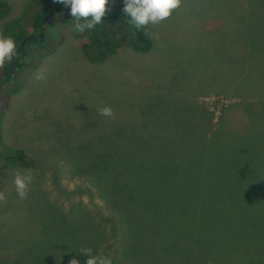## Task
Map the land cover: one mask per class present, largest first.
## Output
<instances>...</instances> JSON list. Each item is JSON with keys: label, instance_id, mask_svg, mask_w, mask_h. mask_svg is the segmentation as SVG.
<instances>
[{"label": "rangeland", "instance_id": "1", "mask_svg": "<svg viewBox=\"0 0 264 264\" xmlns=\"http://www.w3.org/2000/svg\"><path fill=\"white\" fill-rule=\"evenodd\" d=\"M3 1L8 10L0 18V32L4 22L21 18L26 30L39 36L41 31L29 24L33 0ZM106 8L129 19L121 0H108ZM67 13L69 9L59 4L58 13L47 23L48 34L60 40L56 49L41 59L33 57L32 50L27 52L23 66L12 72L4 86H18V90L3 109L0 139L8 147L22 149L30 161L26 166H0V192L6 197V203L0 202V264H68L73 257L85 264L81 248L108 256L113 264H119L126 253H130L126 264H202L185 256L196 255L192 248L199 238L203 242L223 238L221 231L236 221L233 206L238 204L264 221V199L259 198L264 197V162H256L242 146H229L239 135L264 129V0H182L170 18L147 26L153 42L149 52L122 45L102 61L82 52L86 39L75 30L77 21L62 16ZM245 31L250 37H245ZM38 70L44 71L46 79H35ZM104 106L113 109L114 118L98 114ZM164 107H180L178 115L187 118L185 124L194 123L192 135L198 139L228 130L233 138L227 137L219 153L237 154L235 165L221 173L198 171L199 177L190 179L188 188L181 186L187 190L182 207L172 193L178 188L169 193L156 190L155 182L153 186L148 179H138L137 165L135 171H125L121 153L107 154L109 145L135 140L131 134L136 128H164ZM124 127L128 135L114 134ZM80 144L93 149L82 152L76 148ZM252 145L261 146L256 154L264 160V145L257 141ZM77 154L84 155L77 158ZM209 156L208 160L213 153ZM159 161L151 157L145 171L173 166L180 168L176 172L180 179L192 175L184 170L189 161L186 154ZM77 162L90 169L104 190L116 193L125 238L89 182L90 176L73 170ZM17 171L32 177L26 199L15 190ZM162 180L169 181L163 188L176 184L171 174H165L161 184ZM87 186L92 194L86 192ZM154 212L166 217L153 216ZM151 224L163 226L155 243L153 236L143 235ZM165 225L183 226L185 234L178 240L166 238ZM125 242L130 252H125ZM230 245L231 252L217 257L216 264H247L244 254L252 253L241 248L236 252L234 243ZM159 248L173 253L167 256Z\"/></svg>", "mask_w": 264, "mask_h": 264}, {"label": "trees", "instance_id": "2", "mask_svg": "<svg viewBox=\"0 0 264 264\" xmlns=\"http://www.w3.org/2000/svg\"><path fill=\"white\" fill-rule=\"evenodd\" d=\"M33 3L35 5V10L29 17V24L32 25L34 30H43L47 33L45 35L44 41L39 40L36 37L35 32H28L25 26L22 24L21 18L10 19L4 22L2 25L1 32L5 36L11 35L13 37L17 45V52L19 54H21L20 44L24 40V56L27 52L32 50L35 53L33 57L41 59L42 57L51 54L60 43V40H55L48 34L46 29L47 25L45 27L43 21L45 15L52 9L56 8V13H58L59 3L54 2V0H33ZM121 5L123 6V0H121ZM7 10V3L3 0H0V18H4L7 13ZM79 36L84 37L86 39V41L81 44L82 52L86 56H90L91 60L93 61H102L106 59L107 57L115 54L117 49L122 45H126L130 47L133 51L140 53L149 52L153 46V42L150 34L148 33L147 27L135 29L131 26L127 19L121 18L110 11L106 12L105 17L103 18V21L100 24L96 25L92 30L86 29L83 33L80 32ZM245 37H250L246 31ZM24 56L22 59L17 61L14 66H12V64L16 61V58H13V60L10 62H6L4 66L5 69L9 68V71L4 74L3 70L2 75L4 74V76L2 79H0V90H3V92L0 93V103L2 106V109L0 110V127L3 109L5 106H7L9 97L18 90V86L12 87L10 89H5L4 86L11 81L12 72L15 69L21 68L23 66L25 62ZM240 69L238 70V72L241 71ZM178 108L180 107L171 110L168 107H164V109L161 111L164 117V128H157L152 130L147 125L140 130L136 128L134 130V134L133 130L131 134L136 137L135 140H124V142L109 145V150L107 151V154L109 156H112L113 154L121 153V157L125 161V171H135L134 167L135 165H137L138 179H148L153 186L155 182L156 190H171L168 192L163 190L165 193H169L172 192L173 189L178 188V191L173 190L174 192L172 193H174L178 198V207H182L183 205L181 201H186V194L184 193L187 190L181 186H185L188 188V185L186 184L189 183L190 179L194 180L195 177H199V174L197 173L198 171L208 173H216L217 171L218 173H221V170L224 169L226 166H233L237 163V154H233L232 156L227 157L219 153L218 147L228 141L227 137H230L231 139L233 138V135L230 134L228 130L224 131L227 132L228 136H225L224 132H213V135L210 138L202 137L201 139H198V137L192 135L196 129L194 123L191 122L190 124H185L187 118H181L178 115L180 110ZM250 131L244 133V135L242 136L239 135L240 139H236L234 141L235 143L229 144V146L236 149L238 148V146L240 148L242 146L243 151L247 150L248 152L252 153L254 158L259 160L256 161L252 158L253 161L262 163L264 162V160L259 159L261 157L256 154L261 152L259 151L261 146H253L252 144L254 143V141H257L258 143L264 145V129L255 128L254 132ZM113 132L115 135L129 134L125 132V127L123 130L116 129ZM252 138L254 140H251ZM76 148L82 152H87L88 150H92L93 146L90 145L87 147L86 145L80 144ZM223 150L224 149H221L222 152ZM210 153H213V157L208 160V157H210ZM184 154L188 155L189 159V161H187V166L184 170H188L191 172L192 175L190 177L181 179L178 178V176H176V172L180 171V168H178L177 170L173 166L169 170L165 166H157L152 168L151 173L145 171V167L149 164H147V161H149L151 157H157L158 159H160L159 163H163L161 161L162 158H169V160H175ZM78 156L82 157L77 154V158ZM128 158L132 160L130 163H127L129 161ZM0 159H2V163L0 166H2L3 168L26 166L29 164L30 161L26 153L22 149L8 147L1 141V139ZM242 162L243 161H241V163ZM73 168V170L76 172H84V175L88 179L90 176V179L92 180H89V182H91L93 187L98 191L100 198L104 203V206L109 210V216L113 218V220H115L116 226L121 231L120 234L122 238H125V229L123 224L121 223V216L117 210V200L116 198H114L116 193L104 190L100 186L97 178L91 176L90 169L82 165L80 162H77V164L75 163ZM87 172L89 173L86 174ZM165 174H171V176H173V180H175L176 184L172 188H163L164 185L169 183V181L165 182L163 180L162 184L160 182V179L165 177ZM201 183L202 181H200V184ZM194 186H196L195 183ZM89 188L90 186L88 187V191L86 192L92 194L90 193L91 191ZM156 194L159 193L155 191V195ZM162 198L163 197H161V199ZM259 198L260 200L264 199V197L260 195ZM122 200L126 202V198H121V201ZM127 201L130 203V195ZM75 203L77 206H80L79 203ZM233 208H235L238 212V214L236 215V221L234 223H228L225 228L221 231L224 235H222L223 238L210 242H203L199 238L198 241H195L192 248L194 249V253L196 255L197 252H200L199 256L191 255L190 257V255H186L185 258L193 257L192 259L194 261L192 263L196 262L198 258L201 260L202 264L204 259L206 261V264L208 262H210L209 264H216L217 257L220 258L223 255L228 254V252H231L233 248L230 243L233 242L235 251L237 250V248H241L242 250L250 251L252 253V255L247 253L244 254V259L249 260L245 261L247 264H264V221L259 217V215H248L249 213H245L244 210L241 209L238 204H236V206H233ZM152 215L166 217V215L159 212H154L152 213ZM137 226H140L139 223ZM161 227L163 226L151 224L146 228V230H144L143 235H146L148 237L153 236L154 238L152 239V241H154L153 243H155L159 239L158 231L161 229ZM165 230L168 232L166 238L177 237L178 240L185 234V228L180 225H167L165 227ZM203 230L204 225L201 226V232ZM122 245H124L125 252L131 251L127 242ZM192 249L186 248V251H191ZM161 251L166 252L167 256L173 253L172 249H161ZM204 253L209 256L205 258ZM126 254H122L123 258L119 262V264H123L122 262L126 264V259H130V253L128 255Z\"/></svg>", "mask_w": 264, "mask_h": 264}, {"label": "clouds", "instance_id": "3", "mask_svg": "<svg viewBox=\"0 0 264 264\" xmlns=\"http://www.w3.org/2000/svg\"><path fill=\"white\" fill-rule=\"evenodd\" d=\"M69 9V15L77 21L75 30L83 33L86 29L92 30L103 21L108 9V0H54ZM182 0H123L122 12L129 17L128 21L135 29L145 28L148 25H158L170 18L172 13L181 7ZM79 21H83L80 23ZM158 39V36L154 35ZM17 45L11 35L5 36L0 32V68L13 58L19 59ZM35 79L41 81L46 79L43 70L35 73ZM98 114L108 118H114L115 113L110 106L97 109ZM30 173L17 171L14 175L13 183L20 199H26L28 195V185L31 183ZM0 202L6 203V197L0 192ZM80 253L86 255L85 264H113L108 256L95 255L91 248H81ZM68 264H80L75 257L68 261Z\"/></svg>", "mask_w": 264, "mask_h": 264}, {"label": "water", "instance_id": "4", "mask_svg": "<svg viewBox=\"0 0 264 264\" xmlns=\"http://www.w3.org/2000/svg\"><path fill=\"white\" fill-rule=\"evenodd\" d=\"M54 13H55V9H52L51 11H49V12L45 15L44 20H43V21H44V24H46L48 21H50V20L52 19ZM62 16L65 17V18L70 17L69 13H67V14H63ZM44 38H45V37H44L43 31H41L40 34H39V36H38V39L42 41ZM23 45H24V40H23V41L21 42V44H20V48H21V54H20V57H19V59H16V61L12 64V66H14V65L16 64L17 61H19L20 59L23 58V56H24ZM8 71H9V68H7V69L5 70L4 74H5L6 72H8ZM4 74L2 75V77H1L0 79L3 78Z\"/></svg>", "mask_w": 264, "mask_h": 264}, {"label": "flooded vegetation", "instance_id": "5", "mask_svg": "<svg viewBox=\"0 0 264 264\" xmlns=\"http://www.w3.org/2000/svg\"><path fill=\"white\" fill-rule=\"evenodd\" d=\"M54 14H56V10H55V13ZM48 23V22H47ZM47 23L46 24H44V26L46 27V25H47ZM41 31H43V30H41ZM40 32V31H39ZM44 32V31H43ZM36 37L38 38V36L36 35ZM43 41V40H42Z\"/></svg>", "mask_w": 264, "mask_h": 264}]
</instances>
